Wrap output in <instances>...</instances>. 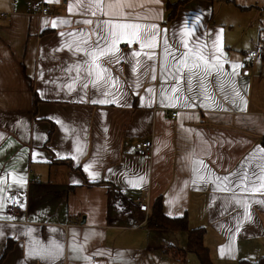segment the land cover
<instances>
[{"label":"crops","instance_id":"0c3cea01","mask_svg":"<svg viewBox=\"0 0 264 264\" xmlns=\"http://www.w3.org/2000/svg\"><path fill=\"white\" fill-rule=\"evenodd\" d=\"M34 1L0 0L1 264H185L169 247L187 232L147 226L159 197L204 228L213 264L263 257L264 56L243 62L264 0H190L172 19L178 0H44L43 17Z\"/></svg>","mask_w":264,"mask_h":264},{"label":"trees","instance_id":"16d2710c","mask_svg":"<svg viewBox=\"0 0 264 264\" xmlns=\"http://www.w3.org/2000/svg\"><path fill=\"white\" fill-rule=\"evenodd\" d=\"M190 0H178L175 3H167L169 9V19H172L178 7ZM262 144H264V136L262 137ZM147 226L152 229H165V230H185L187 232L188 243L185 248L170 246L169 249L173 253V257L182 260L186 264V257L188 253H195L199 259L200 264H213L210 257L208 247L204 244L203 227H190L187 216L182 217H169L163 211L162 199L159 197L153 204L151 212L147 216ZM11 248V242L7 244L1 258L0 264L7 256ZM241 264H264V256L257 261L243 260Z\"/></svg>","mask_w":264,"mask_h":264},{"label":"built area","instance_id":"2783aa9c","mask_svg":"<svg viewBox=\"0 0 264 264\" xmlns=\"http://www.w3.org/2000/svg\"><path fill=\"white\" fill-rule=\"evenodd\" d=\"M52 10V5L44 0H36L31 4L30 13L43 17L47 14H50ZM4 14V13H3ZM264 56V43L263 41H258L256 45L248 50L245 54V59L243 62V66L245 70L251 69L254 62L261 59ZM172 117L177 115V112H172ZM153 151V141L151 139H145L142 141L141 145L138 147L137 152L141 156L150 155ZM39 178L34 176L31 182L38 181ZM148 196V190H145L135 196L133 203L136 207L142 212L149 211V205L146 201V197ZM23 211L20 203L18 201H14L10 206V212L13 214L19 213Z\"/></svg>","mask_w":264,"mask_h":264},{"label":"snow or ice","instance_id":"6c2138e0","mask_svg":"<svg viewBox=\"0 0 264 264\" xmlns=\"http://www.w3.org/2000/svg\"><path fill=\"white\" fill-rule=\"evenodd\" d=\"M103 0H91L90 4H89V7H96L100 10H102L103 8ZM69 11H71V6L69 8ZM93 15H95V13L93 12L92 13ZM83 23H92L90 20H85L83 21ZM106 26L111 30L113 27H116V28H127V27H133V28H138L139 25H115L113 26L112 22L108 21V22H105ZM97 27H99V24L97 25ZM110 35L114 38V41L115 39L118 38L117 34L115 32H112L110 31ZM146 39L148 40H152L154 42V36H151V37H146ZM99 43H100V37L98 36V40H97V49L94 53H91V55H93L95 58H98L100 56H104V55H108L109 54V50L107 48H104V49H101L99 48ZM165 44L167 46V41H165ZM143 46V44H142ZM185 48L188 47V43L185 42L184 45H183ZM113 47H114V43H113ZM197 57L200 59V60H204V57L203 55H201L199 52L196 53ZM183 59V58H182ZM185 67H187V64L184 65ZM97 67L99 68V65H97ZM133 71H135V68H133ZM155 77L153 76V79ZM191 80V77H189V81ZM175 91V89H174ZM94 103H96L97 101H93ZM100 103H106L107 101H99ZM194 163H199V164H202L203 162L202 161H194ZM201 179H203V177H201ZM219 179V178H218ZM225 180H227L228 178L227 177H224ZM44 253L46 255H53V251L52 249H44L43 250Z\"/></svg>","mask_w":264,"mask_h":264},{"label":"rangeland","instance_id":"374dc122","mask_svg":"<svg viewBox=\"0 0 264 264\" xmlns=\"http://www.w3.org/2000/svg\"><path fill=\"white\" fill-rule=\"evenodd\" d=\"M148 195H149V193H148ZM137 196V195H136ZM148 197V196H147ZM147 197H146V199H147ZM133 205H135L134 203H133ZM136 206V205H135ZM193 257H195V256H193ZM198 263V262H197Z\"/></svg>","mask_w":264,"mask_h":264}]
</instances>
